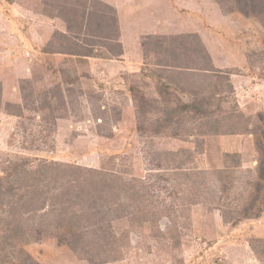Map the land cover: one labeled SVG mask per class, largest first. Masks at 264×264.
I'll list each match as a JSON object with an SVG mask.
<instances>
[{"label": "rangeland", "instance_id": "obj_1", "mask_svg": "<svg viewBox=\"0 0 264 264\" xmlns=\"http://www.w3.org/2000/svg\"><path fill=\"white\" fill-rule=\"evenodd\" d=\"M69 1L0 0V177L41 189L0 197L12 262L264 264V0H98L120 57Z\"/></svg>", "mask_w": 264, "mask_h": 264}, {"label": "trees", "instance_id": "obj_2", "mask_svg": "<svg viewBox=\"0 0 264 264\" xmlns=\"http://www.w3.org/2000/svg\"><path fill=\"white\" fill-rule=\"evenodd\" d=\"M6 1L10 2L11 0H6ZM65 9L66 11L70 12L69 13L70 15L76 18L77 24H79L78 31H80V34L84 37L85 35H89V38H91V39L83 38L82 40H84V42L88 41L89 43H94L95 41H91L92 39L102 40V42L107 43V46L105 48L107 49V52L110 55H112L113 57H120L122 55V48L120 42L117 41L118 28H117V21L115 19L116 16L115 14H113L114 11L112 10V8L100 3L98 0H73L72 3L70 0L68 3H66ZM76 21H70V22L74 23ZM110 21H112L114 33L111 34L112 36L109 38L105 35V33L108 32L107 29L110 27ZM84 28H86L85 32H84ZM79 45H81V48L84 51L80 50V53L74 54L75 56H79V57L92 56L91 49L93 48V45H89V44L87 45L79 44ZM110 45L115 46L116 48H113ZM184 106H185L184 108L183 107L179 108L177 112L172 111L173 113H175V115L170 117H175L176 114L178 115L179 112L182 113L189 108L192 109L194 108V110H196V113L198 112V114L203 115V113L199 111L197 106L196 107L194 105H184ZM165 121L169 123L170 121L169 117L168 118L166 117ZM27 165L29 164L25 160L21 161L20 163H14L11 167L13 173H11V175H4L3 177H0V197L4 194H10L12 198H15L10 203L12 208L16 204L19 207H22V205L25 202H27L28 205H30L33 200V197H31L30 195L41 193V189L37 188V186L40 185V179L38 182L31 180L30 183L21 186L18 185L20 183V180L16 181L15 179H11V177L15 175L18 176V171L20 170H21V174L29 175V172H27L26 170ZM15 184H17L18 187H16ZM2 189L4 190L2 191ZM9 238L10 237L4 235L1 237L2 240H0V256H2L4 259H6L9 262H12L13 258L12 255L9 253V251H11V248L14 247V243H16L17 241H13V242L8 241ZM29 259H30L29 255H24L23 259H21L22 262L21 264H25L26 262H29Z\"/></svg>", "mask_w": 264, "mask_h": 264}]
</instances>
